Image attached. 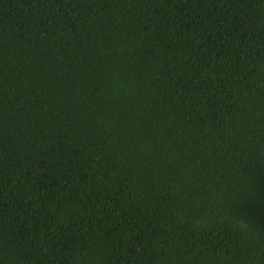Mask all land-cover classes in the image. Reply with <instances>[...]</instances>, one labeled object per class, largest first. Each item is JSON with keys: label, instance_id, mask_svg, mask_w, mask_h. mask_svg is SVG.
I'll return each instance as SVG.
<instances>
[{"label": "trees", "instance_id": "trees-1", "mask_svg": "<svg viewBox=\"0 0 264 264\" xmlns=\"http://www.w3.org/2000/svg\"><path fill=\"white\" fill-rule=\"evenodd\" d=\"M0 264H264V0H0Z\"/></svg>", "mask_w": 264, "mask_h": 264}]
</instances>
